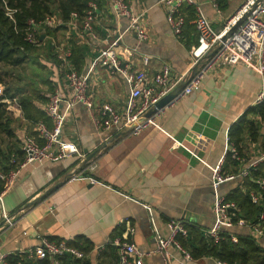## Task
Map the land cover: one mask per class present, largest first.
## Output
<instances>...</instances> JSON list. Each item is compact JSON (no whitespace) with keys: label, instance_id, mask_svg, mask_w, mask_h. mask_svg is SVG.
<instances>
[{"label":"crops","instance_id":"0c3cea01","mask_svg":"<svg viewBox=\"0 0 264 264\" xmlns=\"http://www.w3.org/2000/svg\"><path fill=\"white\" fill-rule=\"evenodd\" d=\"M130 1L138 10L146 9L144 23L149 35L146 41H138L133 34H126L122 39L124 45L134 48V67L141 68L140 57L147 55L149 74L168 64L175 74L189 75L193 66L190 48L197 40L191 12L187 8L182 10L185 25L182 34L176 36L171 32L163 8L155 0ZM195 1L200 3L216 30L227 24L242 3L232 4V0H227L221 12L216 13L206 0ZM120 24L124 27L126 21L122 19ZM84 47L82 70L94 55L92 46ZM260 82L259 74L243 64H212L204 74L200 89L166 106L156 118V124L138 134L123 130L108 142L103 140L105 134L94 130L85 108L77 105L66 121L64 135L74 140L83 152L107 143L95 155V169L81 168L75 155L20 167L15 185L3 195L5 209L15 214V218L13 226L0 227V256L32 248L48 236L64 240L84 236L93 248L121 238L132 240L146 251L154 243L144 205L151 208L163 233L167 232L169 219H182L198 229L208 228L213 217L211 168L223 154L229 125L256 104ZM100 83H104L103 90L99 88ZM91 89L96 102L107 100L116 108H123L128 92L119 76L114 75V82L100 79L98 87ZM11 99L16 100L15 96ZM33 125L14 129L15 137L35 134ZM175 141L194 150L203 162L182 146L173 147ZM74 173L81 178H72ZM88 176L101 183H90ZM53 186L48 196L25 207ZM221 187L226 191L232 183ZM123 223L124 229L116 233ZM234 231L245 233L242 228ZM93 248L88 253L93 264H115L108 248L99 255ZM173 253L169 264H181L180 254ZM144 263L164 264L158 254L144 257ZM187 264L214 263L211 257L204 256Z\"/></svg>","mask_w":264,"mask_h":264},{"label":"built area","instance_id":"2783aa9c","mask_svg":"<svg viewBox=\"0 0 264 264\" xmlns=\"http://www.w3.org/2000/svg\"><path fill=\"white\" fill-rule=\"evenodd\" d=\"M0 1L5 16L14 25L15 33L22 35L25 44L33 47L44 45L49 38L50 30L65 26L63 28L67 31V38L73 33L79 42L92 46L94 51L86 68L81 71L71 62L72 51L68 47L63 54H59L58 66L50 64L52 70L50 79L54 86L47 102L42 106L50 124L43 120L37 121L33 125L35 134L18 135L21 159L12 154L10 163L14 167L5 171L0 166V180L3 182L0 190V227H11L14 225L15 214L5 209L3 195L15 185L20 167L34 162L58 161L75 155L80 166L84 165L88 170L95 169L97 152L86 159L90 152H83L74 140L64 135L66 121L77 105L85 108L94 130L105 134L104 141L108 142L123 130L138 134L149 125L156 124L160 112L169 105L156 109V103L183 79L185 74H175L168 64H162L155 72L149 74L146 68L149 64L147 55L140 57L141 68L134 67V48L124 45L122 39L126 34H133L138 41H146L149 35L144 23L146 9L138 10L130 0H87L81 16L77 11H72L69 19L63 22L61 18L56 20L47 14L38 20L27 19L22 28L16 27L17 9L11 7L8 0ZM206 1L216 13L221 12L219 0ZM155 4L163 8L171 32L176 36L182 34L185 24L182 8L186 5L194 6L193 25L197 33V42L190 48V52L192 64L197 61L200 63L194 76L175 99L199 90L206 70L215 63L229 66L240 63L254 70L261 79L256 103L264 98V0H243L235 15L220 30L213 27L210 18L195 0H155ZM122 19L126 21L124 27L120 24ZM239 19L242 21L228 33ZM98 42L103 45H97ZM212 52L214 53L211 54ZM100 70L107 71L111 76H119L126 85L128 93L122 109L116 108L107 100L95 101L91 85L97 83ZM15 101L4 96L0 86V103L7 105ZM175 146H182L203 162L194 150L182 142L175 141L173 147ZM227 155L236 162V170L233 172L222 171ZM82 162L84 163L81 165ZM262 163L264 148L260 143L247 142L246 149L241 151L226 133L223 154L219 162L211 168L213 217L212 224L205 229V233L214 242L222 239L223 232H228L231 240L236 242L235 228L244 229L245 233L258 243L264 240V175H253ZM72 178H81V175L74 173ZM87 179L90 183H101L92 176H88ZM245 179L256 186L255 189L248 191L249 201L262 208L253 219L242 213L240 205L235 200L227 198L228 190L224 191L221 187L225 183H233L245 190L243 183ZM144 207L148 212L154 245L151 249L142 251L132 240L126 241L121 238L112 240L109 244L117 248L118 263L145 264L144 257L158 254L164 264H169L174 251L180 254L181 264L196 260L197 258H194L181 242V239L188 236V229L183 220L169 219L166 222L167 232L163 233L155 222L151 208L148 205ZM130 229L133 231V228ZM105 246L99 245L93 250L99 255ZM20 253H24L29 260L49 257L53 264H60L59 258L64 254L77 259L85 256L82 250L65 240L54 241L48 238H42L38 245ZM5 256H0V264H9ZM211 258L214 264H234L223 259Z\"/></svg>","mask_w":264,"mask_h":264},{"label":"trees","instance_id":"16d2710c","mask_svg":"<svg viewBox=\"0 0 264 264\" xmlns=\"http://www.w3.org/2000/svg\"><path fill=\"white\" fill-rule=\"evenodd\" d=\"M226 2L227 0H219L220 7L223 8ZM50 3V0H8V4L17 9L15 14L17 28H22L27 19L34 18L38 20L43 16L52 13L53 10L58 12L63 22L69 19L70 12L72 11H77L81 16L86 7L87 0H54L52 1V5H54L55 9L51 8ZM185 8H187L194 17V6L186 5L182 10ZM53 31L55 30H50L49 32ZM71 36L72 38H76V42H72L71 62L76 69L81 71L85 64L83 56L85 49L84 46L87 45L79 42L75 34L72 33ZM21 46H23V49H21ZM33 49H36V47L25 44L22 35L20 33H15L14 25L5 16L0 1V64L18 66L26 61L29 52ZM47 81L52 90L54 86L53 82L50 78H48ZM2 90L3 95L9 98L17 95L16 92H11L12 89L10 86H5ZM20 90L21 89H17V92H21ZM47 100L45 99V102H47ZM19 101L29 122L35 123L43 120L47 124H50L49 118L44 114L43 110L40 108L36 109L31 104V99L28 96H21ZM7 114V105L5 103H0V133L9 136V139H14V142L6 148L1 147L0 145V166L5 171L14 167V165L10 163V157L12 154H16L18 159H21L22 157L19 148V140L13 133L10 126L11 121ZM227 133L229 139L241 151L246 149L247 142L258 143L259 140L260 146L264 148V98L255 105L249 106L235 121H233L229 125ZM81 168H85V166L83 165ZM226 169H229L228 171L232 172L236 170V162L231 160L229 155L226 156L222 165V171L225 172ZM259 174L264 175V163L260 164L258 169L253 173L255 176ZM243 183L246 188L245 190H242L238 185L232 183V187L227 189L228 192L226 196L228 199L235 200L241 207L240 211L248 218L253 219L262 209L261 206L252 204L248 198V191L250 189H255L256 186L254 183L248 181V179H245ZM2 186L3 182L0 180V190L2 189ZM185 225L188 229V236L185 239H181V242L191 252L194 258L206 256L223 259L234 264H264V243H258L253 237L244 232H235L236 242L231 240L228 232H223L222 239L214 242L208 235H206L205 229H198L189 226L188 224ZM123 229L124 223L119 225L115 231L116 233H119ZM47 238L54 241L64 240V238L54 236H48ZM65 241L82 250L85 256L81 259H77L64 254L59 258L61 262L60 264H93L88 258V253L93 248V245L88 239L84 236H76L74 239H66ZM105 248L110 250L113 259L115 257V264H119L116 246L107 244ZM114 250L116 251V254ZM5 260L9 264H17L18 262L19 264H53L52 259L49 257L29 260L25 257L24 253L20 252L7 254Z\"/></svg>","mask_w":264,"mask_h":264},{"label":"rangeland","instance_id":"374dc122","mask_svg":"<svg viewBox=\"0 0 264 264\" xmlns=\"http://www.w3.org/2000/svg\"><path fill=\"white\" fill-rule=\"evenodd\" d=\"M52 1L50 0L51 8H54L52 5ZM238 1L243 2V0H232V4H237ZM50 15L57 20L59 14L57 11L50 13ZM55 31L49 32V38L44 45L36 47L31 52L25 62L18 66H11L0 64V86L5 88V86H10L12 89L11 92H16L15 96L16 101L13 104H7L8 111H10L7 116L11 121L12 130L16 128H23L27 125L29 126L28 119L25 116L24 109L20 105L19 99L24 96H28L31 99V104L37 109L45 104V99L49 96L51 89L48 83V78L52 76V70L50 68V64L58 66L59 54H63L65 49L72 48V42L76 40V38L66 37V30L63 29H54ZM74 39V40H72ZM76 42V41H75ZM68 47V48H67ZM72 51V50H71ZM102 75L98 78L97 83H93L91 86L98 87V81L105 80L108 82H114V76H111L107 71L101 70ZM105 77V79H104ZM109 79H112L110 81ZM100 90H103V84L100 83ZM17 89H21V92H17ZM24 91V92H22ZM22 93V94H21ZM45 97V98H44ZM32 121V120H31ZM18 139V138H17ZM14 142V139L5 135L4 133H0V145L3 148H6L8 145H11ZM260 143V140L259 142ZM260 243H264V241H260Z\"/></svg>","mask_w":264,"mask_h":264},{"label":"water","instance_id":"95a60500","mask_svg":"<svg viewBox=\"0 0 264 264\" xmlns=\"http://www.w3.org/2000/svg\"><path fill=\"white\" fill-rule=\"evenodd\" d=\"M242 21V19H239L236 21V23L231 26L230 30L228 33H231L236 27L237 25ZM42 38V36H41ZM214 52H212L211 54H213ZM199 61H197L195 64H193V66L191 67L190 73L189 75L185 76L183 79H181L167 94H165L157 103H156V109L159 108H163L164 106L170 104L177 96L178 94L181 92V90L183 89V87L187 84V82L194 76V74L197 71V68L199 66ZM126 132V131H125ZM106 146L105 144H101L98 148H96L94 151L88 153L87 150H85V153L87 154V158L89 159L91 156H93L96 152L100 151L101 149H103ZM84 162L81 163V165ZM55 186H53L51 189L47 190L44 194H42L41 196H39L36 199L31 200L30 202H28L26 204L25 207H29L32 206L36 203H38L39 201H41L44 197L48 196V194L51 192L52 189H54Z\"/></svg>","mask_w":264,"mask_h":264}]
</instances>
